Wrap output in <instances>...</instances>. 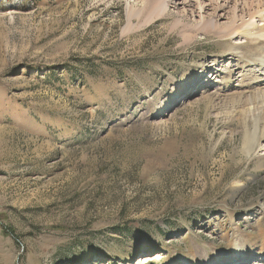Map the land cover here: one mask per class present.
<instances>
[{
    "label": "rangeland",
    "instance_id": "374dc122",
    "mask_svg": "<svg viewBox=\"0 0 264 264\" xmlns=\"http://www.w3.org/2000/svg\"><path fill=\"white\" fill-rule=\"evenodd\" d=\"M247 2L0 0V264H264Z\"/></svg>",
    "mask_w": 264,
    "mask_h": 264
},
{
    "label": "bare ground",
    "instance_id": "6f19581e",
    "mask_svg": "<svg viewBox=\"0 0 264 264\" xmlns=\"http://www.w3.org/2000/svg\"><path fill=\"white\" fill-rule=\"evenodd\" d=\"M248 2L251 1L250 3H248V7H245V11H249L248 14H261V11L258 9L254 8L258 5H262L264 6V0H247ZM229 2H232V0H229ZM157 6L159 7V5L157 4ZM220 10H225V8L228 7H224L222 5H218ZM258 10V12L256 11ZM255 11V12H253ZM223 16H217L218 18H222ZM230 19V17L228 18ZM219 22L215 21V24L213 26L210 27H203L202 30H207L208 33L211 32V29H214L216 31L213 32L214 36H218V37H227L232 35L233 33H237L239 32V29L236 30H232V25L231 27L226 26V27H219ZM224 28V29H222ZM221 30H224V34H222V32H220ZM256 32L259 36H261L263 38V40H261L260 42H256V44H264V25L258 27L257 29H255ZM207 31H204V33H206ZM249 30H246L243 32V34L248 33ZM252 34V33H250ZM260 65L263 66L264 68V61H261ZM205 68H208V65H206ZM257 100H264V96L258 93H253L251 95V97L247 100V101H257ZM254 123H252L253 127L250 126H246L245 128V136H244V149L245 151H251L252 149H254L255 145L257 144V121H253ZM251 124V123H250ZM247 243H249V239L247 238V236L243 233L238 231L237 234V239H236V243L234 246V262L231 264H246V262L249 260V255H250V249L247 247ZM203 252H199V257H200V261L199 263L196 264H227V259L230 257V255L227 254H217V259L215 260V262L213 263L211 257L209 256L208 252L206 250L201 249ZM262 255V254H261ZM264 255V254H263ZM258 256V255H257ZM148 260V259H146ZM182 264H188V262L185 261V263Z\"/></svg>",
    "mask_w": 264,
    "mask_h": 264
},
{
    "label": "trees",
    "instance_id": "16d2710c",
    "mask_svg": "<svg viewBox=\"0 0 264 264\" xmlns=\"http://www.w3.org/2000/svg\"><path fill=\"white\" fill-rule=\"evenodd\" d=\"M53 78H52V75H49L48 76V80H52ZM58 83V82H57Z\"/></svg>",
    "mask_w": 264,
    "mask_h": 264
}]
</instances>
